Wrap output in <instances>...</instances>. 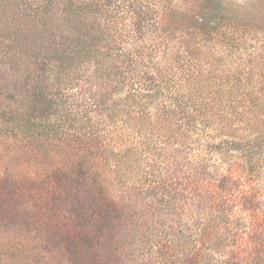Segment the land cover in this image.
<instances>
[{"label":"trees","instance_id":"obj_1","mask_svg":"<svg viewBox=\"0 0 264 264\" xmlns=\"http://www.w3.org/2000/svg\"><path fill=\"white\" fill-rule=\"evenodd\" d=\"M173 1L0 0V187L26 180L53 185L47 198L56 206L55 214L35 207V199L23 204L18 198L13 203L18 205L4 211L9 215L0 214V229L16 227L10 242L0 237V264H49L48 238L64 248L74 245L66 264H117L120 247L129 252L132 246L133 231L127 227L119 241L118 202L107 203L110 209L104 212L100 205L107 195L96 199L89 191L99 166L116 172V183L127 189L140 178L134 155L157 149L153 136H165L167 146L180 140L175 136L232 137L238 125L251 136H263L264 103H258L257 90L264 86H257L247 65L251 58L223 33L216 37L213 58L200 50L199 58L187 49L185 55L171 53L159 35L157 16L171 14ZM190 25L202 33L218 27L200 21ZM261 95L264 99V91ZM223 142L247 156L255 153L249 142L234 139L206 141V146ZM161 177L154 184L143 182L137 197L120 190L131 201L123 208L138 213L139 227L148 213L146 189L168 187V175ZM56 186L77 192L67 213L62 207L71 197L61 189L55 194ZM36 211L56 217L47 223ZM64 217L70 224L97 223L102 233L59 235L53 229ZM102 225L109 228L103 231ZM39 227L46 228V242L36 234Z\"/></svg>","mask_w":264,"mask_h":264},{"label":"rangeland","instance_id":"obj_2","mask_svg":"<svg viewBox=\"0 0 264 264\" xmlns=\"http://www.w3.org/2000/svg\"><path fill=\"white\" fill-rule=\"evenodd\" d=\"M190 2H193L192 8L189 7ZM171 4L174 6L169 10L171 14L163 11L157 16L161 26L159 35L168 42L171 53L185 55L184 50L187 49L199 58L204 51L213 58L219 45L216 37L223 33L238 45L240 42L245 56L251 58L247 65L259 80L257 86L260 87L261 82L264 86V0H174ZM193 21L218 27L210 33H202L190 25ZM128 28L131 31L132 24ZM198 44L201 49H198ZM197 50H200L198 55ZM263 91L264 88L257 90L260 105L264 103L261 98ZM259 132L263 136H251L248 130L238 125L232 137L175 136L180 140L167 146L162 141L165 136H153L157 149L150 155L140 152L134 155L133 163L135 167H140L137 172L140 178L127 189L116 183V172L112 174L106 167L99 166L97 182L91 184L93 189L89 191L96 199L103 193L107 195L105 199L108 202L103 200L106 203L100 205L104 212L111 203L118 202L117 214L120 216L116 227L119 229V241L126 237L124 231L127 227L130 226L133 231L132 246L129 248L132 257L128 255V247H120L123 253L117 264H264V123ZM221 139L228 142L234 139L242 144L249 142L255 153L247 156L245 151L229 147L230 144L223 147L227 142L219 147L206 146V141L217 144ZM165 174L168 175V187L161 188V184L155 185L156 189H146L148 213L143 223H138L140 227L135 225L138 213L131 215V211L123 208L131 201L120 190L125 195L137 197L143 182L144 185L157 183ZM53 188V185L29 180L4 184L0 187V214L9 215L4 211L18 205L13 204L18 198L24 200L23 204L35 199V207L50 208L56 214V206L52 208V201L47 198ZM60 189L56 186L55 194H60ZM64 193H69L70 197L78 196L73 190ZM79 194L84 197L86 191ZM9 195L11 198L4 201ZM76 202L71 197L62 209L67 213L69 205ZM139 204L138 208L144 207L143 201ZM36 212V216L43 217L41 211ZM50 213L43 217L44 222L48 223L50 218L56 217ZM58 213L61 215V209ZM65 218L68 219L64 217L53 229L59 235L67 232L73 236L91 237L102 233L97 223L96 227L91 223L76 225ZM102 227L105 231L108 226ZM15 230L16 227L4 225L0 229V237H8L10 242ZM45 232L46 228L39 227L36 234H41L46 242ZM1 241L4 246L9 245V242L4 244L2 238ZM41 242L30 240L35 245ZM56 243L48 238L46 250L53 254L47 255V261L49 264H66L70 253L76 249L74 245L64 248L62 242ZM90 246L92 248L93 244Z\"/></svg>","mask_w":264,"mask_h":264}]
</instances>
